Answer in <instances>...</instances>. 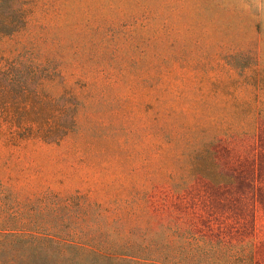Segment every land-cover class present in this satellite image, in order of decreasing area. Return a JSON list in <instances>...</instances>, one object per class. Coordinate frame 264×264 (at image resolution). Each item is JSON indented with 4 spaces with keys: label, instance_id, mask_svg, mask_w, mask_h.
Instances as JSON below:
<instances>
[{
    "label": "rangeland",
    "instance_id": "1",
    "mask_svg": "<svg viewBox=\"0 0 264 264\" xmlns=\"http://www.w3.org/2000/svg\"><path fill=\"white\" fill-rule=\"evenodd\" d=\"M0 17L17 23L1 184L86 196L141 257L264 264V0H0Z\"/></svg>",
    "mask_w": 264,
    "mask_h": 264
},
{
    "label": "trees",
    "instance_id": "2",
    "mask_svg": "<svg viewBox=\"0 0 264 264\" xmlns=\"http://www.w3.org/2000/svg\"><path fill=\"white\" fill-rule=\"evenodd\" d=\"M16 25L0 17V26H9L10 34ZM27 99L24 95L22 102ZM25 120L24 116L18 118L21 124ZM66 134L42 129L27 132L48 143H56ZM28 203L0 183V264H166L141 257L134 245L115 240L114 232L102 225L104 217L89 213L92 204L86 196L48 192Z\"/></svg>",
    "mask_w": 264,
    "mask_h": 264
}]
</instances>
